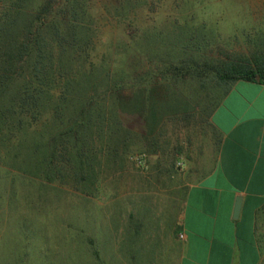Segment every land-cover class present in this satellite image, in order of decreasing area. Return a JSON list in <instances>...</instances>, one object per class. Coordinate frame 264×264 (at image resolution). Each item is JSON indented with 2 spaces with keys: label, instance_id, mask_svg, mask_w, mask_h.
Wrapping results in <instances>:
<instances>
[{
  "label": "rangeland",
  "instance_id": "374dc122",
  "mask_svg": "<svg viewBox=\"0 0 264 264\" xmlns=\"http://www.w3.org/2000/svg\"><path fill=\"white\" fill-rule=\"evenodd\" d=\"M117 1L90 0L89 56L69 64L81 87L87 88L93 81L91 94L107 85L108 69L120 71L126 61L136 82L142 83L162 61L156 51L164 46L158 41L164 38L162 42L170 44L165 36L186 30L189 24L215 36L216 42L221 39L222 46L232 50L246 44L243 36L247 32L264 30V0H149L124 11L129 18L116 14L113 7L119 5ZM160 31L163 35L154 38ZM130 40L139 51L136 59H127ZM144 53L151 59L145 60ZM90 68L94 72L86 77ZM131 95L124 90L121 96ZM96 96L107 101L110 95L99 89ZM200 112L201 106H196L195 118L190 121L183 120V114L161 113L154 134H149V126L138 115L121 114L132 133L126 141L112 144V152H108L107 140L91 143L97 159L87 182L75 177L72 165L54 181H46L39 175L41 171L35 170L36 159L31 161L25 155L14 160L1 145L0 264H152L144 259L147 254L132 250L130 233L147 236L142 225L146 221L141 220L147 210L155 207L158 211L155 204L165 201L167 190H173L180 212L184 189L195 178L192 166L205 153L210 154L212 137L209 127L198 118ZM155 140L158 152L150 153L147 148ZM155 190H164L163 196ZM179 212L174 213L175 227ZM157 214L161 218L159 211ZM153 232L156 236L144 241L156 242L161 259L163 248L172 239L167 232L161 236V229ZM172 253L171 244L169 261Z\"/></svg>",
  "mask_w": 264,
  "mask_h": 264
},
{
  "label": "trees",
  "instance_id": "16d2710c",
  "mask_svg": "<svg viewBox=\"0 0 264 264\" xmlns=\"http://www.w3.org/2000/svg\"><path fill=\"white\" fill-rule=\"evenodd\" d=\"M148 2L118 0L113 9L129 18L124 11ZM89 3L0 0V146L14 160L25 155L36 159L35 170L46 181H54L71 165L79 181H90L97 159L91 143L107 140L112 152L111 147L132 133L121 114L138 115L154 134L162 114H183V120L190 121L201 106L198 118L211 128L218 145L211 116L223 94L238 81L264 85V30L247 32L246 44L232 50L189 24L165 36L170 44L165 45L164 38L158 41L164 48L156 56L162 61L142 83L136 82L127 61L120 71L108 69L107 85L99 89L110 96L103 101L96 96L99 89L91 94L93 81L81 87L69 66L89 56ZM162 35L160 31L154 38ZM129 43L127 59H136L135 41ZM146 54L143 58L150 60ZM92 68L86 77L93 74ZM124 90L132 95L121 96ZM39 128L44 130L39 133ZM155 141L147 148L150 153L158 152Z\"/></svg>",
  "mask_w": 264,
  "mask_h": 264
},
{
  "label": "crops",
  "instance_id": "0c3cea01",
  "mask_svg": "<svg viewBox=\"0 0 264 264\" xmlns=\"http://www.w3.org/2000/svg\"><path fill=\"white\" fill-rule=\"evenodd\" d=\"M211 122L220 142L215 144L209 127L210 154L192 166L195 178L184 189L180 212L173 190H167V200L154 203L161 218L154 207L141 220L146 221L142 225L147 236L130 233L132 250L147 254L144 259L152 264H264V85L232 84L215 107ZM155 193L163 196L164 190ZM238 197L242 205L234 217ZM155 228L172 239L173 261H169L170 241L162 260L156 242L144 241L156 236Z\"/></svg>",
  "mask_w": 264,
  "mask_h": 264
},
{
  "label": "water",
  "instance_id": "95a60500",
  "mask_svg": "<svg viewBox=\"0 0 264 264\" xmlns=\"http://www.w3.org/2000/svg\"><path fill=\"white\" fill-rule=\"evenodd\" d=\"M242 205V197H238L235 203L234 217H238L240 214Z\"/></svg>",
  "mask_w": 264,
  "mask_h": 264
}]
</instances>
